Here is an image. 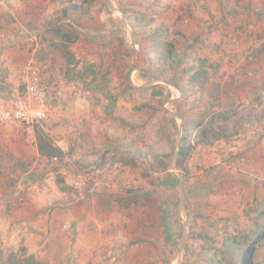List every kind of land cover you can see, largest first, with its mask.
Returning a JSON list of instances; mask_svg holds the SVG:
<instances>
[{
	"label": "rangeland",
	"instance_id": "rangeland-1",
	"mask_svg": "<svg viewBox=\"0 0 264 264\" xmlns=\"http://www.w3.org/2000/svg\"><path fill=\"white\" fill-rule=\"evenodd\" d=\"M183 1L181 4L185 6L191 3L195 9L203 10L200 0ZM55 2L58 4L56 20L61 23L56 26L62 27L61 33L71 38H77L78 33L82 39L87 37L85 26L89 24L109 23L106 34L95 38V46L89 45L88 51L85 50L89 60L93 58V63L96 62L95 71L99 72L96 80L91 76L93 73L81 78L77 71L79 68L70 66L73 61L65 54L63 46H60L59 52L72 68L69 76L76 75L77 87L100 91L107 99L118 95L126 100L127 105L116 109L117 117L112 121H120L123 129L121 133L118 129L111 131L115 135L121 134L120 141L112 144L115 152L111 157L115 158L112 165L122 163L126 170L121 180L119 174L115 176L103 170V164L98 162L105 156V147H99V143L90 147L92 143L85 142L83 150L72 152V145L68 147L71 140L53 142L63 150L64 156L62 160L58 157V160L46 163V166H61L58 168L59 174L53 173L52 178L37 175L34 180L28 177L20 180L12 173V178L18 183L0 190V224H4L7 215L9 219H14L15 211L23 208L29 197L42 201L48 200L47 197L55 199L57 191L61 200L82 197L89 210L93 207L97 213L112 214L114 220L124 222L120 231L123 247L118 244L113 252L105 254L107 264H242L240 256L247 253L257 227L264 226V175L260 181L262 185L257 186L255 194L252 190L239 189L241 187L237 185L235 177L238 166L250 163L251 158L243 154L250 149L247 148L248 139L264 136V113L261 112L264 104L255 106L264 103V71L258 79L254 75L248 76L253 78L252 84L238 85L241 79L238 74L242 69L252 74L251 66L264 70V0L224 1L227 7L241 12L243 16L240 21L236 19L228 24H214L208 15L210 19H206V24H195L194 16L189 17L191 20L185 16L177 24L179 27H174L176 24L173 22L178 0ZM211 2L216 3V0ZM76 5L85 13L74 11ZM248 7H251V13L240 11ZM180 8L184 9L182 5ZM258 12H262L261 15ZM161 24L170 25L169 36L158 30ZM238 26L244 27L247 33H236ZM177 30L189 36L190 49H186V42L176 34ZM62 34H57V37L61 38ZM105 37L108 53L103 51L104 45L101 44ZM173 38L175 51L180 55L189 53L191 57L174 68L163 70L162 62L156 61V58L168 53L165 40L172 41ZM250 45L257 55L254 61L247 58ZM78 50L76 53H79ZM204 59L208 60L203 67L205 76L191 82L192 74L202 68ZM220 63L221 68L217 67ZM88 64L85 63L80 70L83 72ZM192 66L195 69L189 70ZM140 68L133 78L131 71ZM232 68L234 71H231ZM142 70L157 73L145 77L147 73L144 75ZM63 77L66 82L70 80L68 76ZM129 80L136 84L149 82L156 92H123ZM159 80L171 81L180 91L181 84L190 86L191 96L186 102L182 94L177 102L167 103V107L175 113L170 114L164 107L170 93L166 95L161 91L160 86L163 85L156 83ZM200 81L204 82L203 89L200 88ZM119 88L121 91L117 92ZM194 90L197 93L192 94ZM175 92V89L171 91ZM70 100L76 102L78 97L72 94ZM218 101L220 105L216 107ZM184 117L194 124L200 121V127L188 136L187 142L193 145V149L179 168L174 166L177 162L174 151L175 141L183 135ZM99 123L103 138L106 121L100 120ZM190 126L192 128V124ZM203 132L205 135H202ZM39 134H44L42 128ZM203 140L207 143L204 148ZM198 144L201 146L194 148ZM38 145L39 136L35 148H39ZM257 162L264 166L263 154ZM220 172H228L226 174L230 181L227 180V184ZM173 173L180 180L170 185L166 182H170ZM120 185L122 190L115 188ZM89 197L96 199L92 206L86 201ZM107 200L109 203L105 204ZM78 208V204L73 206V210ZM8 218L5 224H8ZM13 231L7 238V232L0 228V260L4 259L3 264H7L9 255L22 253L34 256L40 264H53L25 250L23 238H16ZM110 241L114 242L116 238ZM253 264H264V244L255 250Z\"/></svg>",
	"mask_w": 264,
	"mask_h": 264
},
{
	"label": "crops",
	"instance_id": "crops-1",
	"mask_svg": "<svg viewBox=\"0 0 264 264\" xmlns=\"http://www.w3.org/2000/svg\"><path fill=\"white\" fill-rule=\"evenodd\" d=\"M55 1L56 0H0V113L3 109L10 107L15 96L24 89L25 80L23 65L25 64V49L27 47L36 48L37 54L41 59H50L54 62L55 66L53 73L62 78H64V75H69L68 73L72 70L71 67H74V69L78 67L79 70L77 71L79 72L85 63H92L96 67V62L93 63L95 60L91 58L90 61L85 50L88 51L87 47L89 45L95 46V38L99 36L103 37V35L106 34L109 23L107 25V22L104 21L99 22L100 24H89L87 27L85 26L87 37L84 36L82 39L81 35L78 33L79 36L77 38L68 39L63 36L64 33L62 34L59 32L56 26V24L61 23H58V20H56V9L58 8V4ZM200 1L202 3L201 6H203V10L201 11L195 9V6L191 3L185 6V4H181L184 2L183 0H178L179 6H175L176 17L175 21H173L174 24H180V21L177 20V15L181 13L191 14L189 16L185 15L188 18L194 16V19H196L195 24H206V19H208L209 16L212 18L214 24H228L229 22H235L236 19L240 21V17L243 16L239 10L227 7L224 2L226 0H216V3H212L211 0ZM180 5H182L184 9L180 8ZM201 6L197 5V7ZM73 10H80V12L85 13V11L81 10L78 6H74ZM230 10L234 12L229 13ZM38 11L42 12V14L40 13L39 15ZM240 11L252 12L251 7ZM52 24L55 25L52 26ZM80 24L84 23L80 22ZM57 34H62V37L58 38ZM105 38L101 44L104 45L103 51L108 53V41L107 37ZM90 41L92 43H89ZM60 46L64 47V50H66L65 54L73 61V64L70 65L71 67L63 60L59 52ZM77 49H79V53H76ZM103 63H105V60H103ZM140 70L141 68L133 69L131 71L133 72L132 77L134 78V74L140 72ZM243 70L244 69L238 74L241 78L238 85L242 83L248 84L249 82L252 84L253 78L251 77L250 79V77L243 73ZM251 70L252 74L248 73L249 76L254 75L256 79H258L264 71L262 67H255L253 69V66H251ZM231 71H234V69L232 68ZM69 82L72 81L69 80ZM156 83H161L163 85L160 86V89L164 91L166 95L167 92L170 93L168 94V100L164 102V107L169 110L168 112L170 114L173 113L174 111L172 112V109L167 107V103L173 104L177 102L181 98L182 92L175 87L171 81L159 80L156 81ZM149 85V82H142V84L132 82L133 89L128 88L129 90L125 91L126 89H123L122 91L129 93L131 90L140 93L144 86ZM66 89V98H61L55 102L51 111L50 120L42 125L43 135L51 137L53 142L57 143H61L66 139L72 142L75 141V148L78 149V152L85 148V142L89 144L92 143L90 147L99 143V147H105V151L103 152L105 156L102 160H99L98 163L103 164V170L112 172L115 176L119 174L118 176L121 180L126 168L119 162L112 165L115 158H111L112 155H115V152L112 150V144L118 140L120 141L121 134L115 135L111 131L113 129H118L121 133L123 129L120 121L117 123H113L112 121L113 118L117 117L115 116L117 115L116 109L123 107L122 105L124 104L127 105L126 100L121 96L118 97V95L113 99H107L105 96H102L99 91L98 94L102 99L94 102L93 100H87L82 96H78L73 90L72 83H67ZM82 89L88 90L89 88ZM173 89L176 90L175 93H171ZM116 91L119 92L121 90L119 88ZM72 94L78 97L76 102H71L70 97H72ZM245 96L247 97L248 95L245 94ZM251 101L253 102L252 99ZM261 104L264 103L260 102L255 106ZM219 105L220 102L216 104V107ZM261 112L264 113V110ZM174 118L177 119L176 117ZM100 120H103V122L106 121V123L109 124H104L105 130L103 138L99 131L101 130ZM80 124L83 125V129L81 134L78 135L76 128H78ZM179 127H181V123ZM199 127L200 125L193 128V130H197ZM76 140H79V142L76 143ZM125 141H128V138H126ZM178 141L179 140L175 141V157L177 156ZM206 144L207 143H202V147L204 148ZM195 146L198 147L201 146V144L194 145V148H196ZM247 148L250 149L245 150L243 154L249 159L251 158L250 163L238 166V172L236 171L237 175L235 174V177L237 179V185L241 187L239 189L252 190L253 194H255V189H258L257 186L262 185L260 181L264 175V166H260L259 162H257L258 158H260L262 154L264 155V136L260 137L257 135L252 139H248ZM261 149H263V153L260 155ZM52 158L53 157L48 158L42 156L39 152V148H28L23 144L21 139L14 134L10 126L0 122V175L2 174V177H0V190L5 189L7 186L11 187L12 183H18L16 179L12 178V173L16 177H20V180L26 177L30 178V180H34L37 178V175H44L43 178L46 176L52 178L53 173L59 174L58 168H61V166H46V163L53 162L54 159ZM38 160L40 163H38ZM105 161H107L106 164ZM260 162L262 163L263 160H260ZM258 165L260 167H258ZM168 170L171 171L170 168H168ZM165 171H167V169ZM226 173L220 172V176L222 174L223 179H225V184H227V180L230 181ZM172 176L180 180L175 173H173ZM172 176L169 179V184L175 185L176 181L172 180ZM115 188L123 189L122 185H120V187L115 186ZM55 193L57 198L52 199L47 197L48 200L45 201L31 196L28 198L23 208L15 211L16 217L14 219H9L7 215L3 222L4 224H0V228L2 227V230L7 232L5 236L9 238L10 231L14 230L13 232L16 238L18 236L23 238L25 250L29 253L39 255L53 264H107L108 261L105 254L113 252L114 246L118 244L123 247V245H121L123 241L121 238L123 236L120 234V231L121 227L124 226V222L122 223L121 219L114 220L112 214L110 215L105 212L97 213L93 207H90L89 210L84 204L82 197L78 196L75 200H61L62 197H58L60 194H58L57 191ZM86 201L91 203L90 206L96 203L95 198L89 197ZM104 203L108 204L109 202L107 200ZM77 204L79 208L73 210V206ZM7 218L8 224H5ZM20 224H22V226H20ZM113 238H116V241L111 242L110 240ZM118 238L121 241L118 240V242Z\"/></svg>",
	"mask_w": 264,
	"mask_h": 264
},
{
	"label": "built area",
	"instance_id": "built-area-1",
	"mask_svg": "<svg viewBox=\"0 0 264 264\" xmlns=\"http://www.w3.org/2000/svg\"><path fill=\"white\" fill-rule=\"evenodd\" d=\"M248 52V60L254 61L257 55L254 54L252 45L249 46ZM25 56L24 89L15 96L10 107L1 111L0 120L13 127L16 136L25 145L35 148L38 143V131L50 120L55 101L66 98L67 83H72L75 93L87 100L97 102L102 97L96 91L79 88L75 82H66L54 74V63L38 57L36 48L27 47ZM79 127L78 135L81 134L83 125L80 124ZM71 145L72 142L68 143V147ZM52 159L56 161L58 157L54 156Z\"/></svg>",
	"mask_w": 264,
	"mask_h": 264
},
{
	"label": "trees",
	"instance_id": "trees-1",
	"mask_svg": "<svg viewBox=\"0 0 264 264\" xmlns=\"http://www.w3.org/2000/svg\"><path fill=\"white\" fill-rule=\"evenodd\" d=\"M233 12H234L233 10H230L229 13H233ZM263 12H264V9H263ZM260 13H262V12H258V15H261ZM185 15H188L189 16L191 14H186V13L180 14L178 16L180 23L185 18ZM151 20H153V18ZM175 26L177 27L178 25L176 24V25H174V27ZM58 29H59V32L60 33L63 30L62 27H60V26L58 27ZM178 29H180V28H178ZM158 30H160L161 33H165L166 35L169 36L170 25H168V24H161V26L159 27ZM244 31H245L244 30V27L238 26L237 27V30H236V33H240V34L247 33V32H244ZM135 34H136V32H135ZM176 34H178L180 37H183V39L185 40L186 45H187L186 46V49H190L191 43L188 40L189 36L185 32H181L179 30L176 31ZM63 36L66 37V38H68V39L71 38L66 33H64ZM195 39L198 42H200L198 37H196ZM120 41H122V38H120ZM165 42H166V45H167L168 53L167 54H164V55H161L162 58L161 57H157L156 58L157 59L156 61H161L162 62V64H163L162 69L163 70H168V69L174 68L177 64H180V63L184 62L185 59L191 57V55L189 53H186L185 52L183 55H180V54H178L175 51V48H176L175 43L176 42H175V39L174 38L172 39V41L165 40ZM154 61L155 60H153L152 62H154ZM207 61L208 60L204 59L202 61V64H201V65H203L202 68L196 69V71L192 74V76L190 78L191 79V82L197 81V79H200L201 80V78H203L205 76L206 70L203 67H204V65H205V63ZM161 62H160V64H161ZM213 65H215V64H213ZM218 66L221 68L222 64L221 63L220 64H217V67ZM95 69H96V67L94 66V64L89 63L86 66V68L84 69L83 72L80 71L79 76L81 78H87V77H89V75L91 73H93V74H91V76H93V79H95V77H97L99 75V72L95 71ZM193 69H195V66H192L191 68H189V70H193ZM243 71H244L243 73H245L247 76H249V74L245 70H243ZM142 73L144 75L147 73L145 75V77H147L150 73L151 74H156L157 72L156 71H152V70H145V71L142 70ZM68 77H69V79L71 81H74L75 82V79H76V75L75 74H72L70 76L68 75ZM199 83L202 84L200 88L203 89L204 82H201L200 81ZM189 87L190 86L184 85V84H181V87H180L181 92H182V94L184 96L185 102L187 101V98H189L191 96V92L189 91L190 90ZM128 88L129 89H133L132 83H131L130 80L127 82V86H126L125 89L126 90H129ZM151 90H154L153 93L155 94L156 90H155L154 86H151V85L144 86L142 88V90H141V93L142 94H147L148 92L150 93ZM130 93H131V90H130ZM194 93H197V90H194V92L192 94H194ZM145 105H147V104H145ZM235 105H233V106H235ZM227 111L228 110H226L225 113H227ZM184 119H185L184 120L185 121L184 122L185 124H184V127H183V135L180 137L179 143H178V146H177V162H176V166L179 167V168L182 166V163L190 155L191 150L193 149V145H191L190 143L187 142L188 136L193 132L192 131L193 128L198 127L199 124H200V121H198V120L194 124L191 119L189 121H187V118L186 117H184ZM175 124H176V122H175ZM190 124H192V128H191ZM76 130H77V133H78V131H80V127L76 128ZM202 135H205V132H203ZM38 136H39V145H38V147H39L40 154L42 156L48 157V158L57 156V157H60L61 160H62V158L64 156L63 150H61V148H59L58 146H55V144L53 143L52 139L49 136H47V135L45 136L43 134H39ZM78 142H79V140H76V143H78ZM204 143H206V141H204ZM75 150H77V148H75V141H73L72 142V147H71V150L70 151L73 152ZM172 180L179 181V179H176L173 176H172ZM166 183H169V182L167 181ZM251 241L252 242H251V244H250V246H249V248L247 250V253L246 254L242 253V255L240 256V258L242 259V264H253L254 263V253H255V250L259 246H261V245L264 244V226L263 227H261V226L257 227V232H256L255 236L252 238ZM3 260H0V264H3ZM6 263L7 264H40L34 256H32V255H29V256L23 255V253L21 255H17V254H11V255H9L8 256V262L6 260Z\"/></svg>",
	"mask_w": 264,
	"mask_h": 264
}]
</instances>
